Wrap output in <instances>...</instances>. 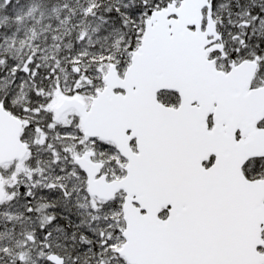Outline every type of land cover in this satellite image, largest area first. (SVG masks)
Instances as JSON below:
<instances>
[{
  "label": "snow or ice",
  "instance_id": "snow-or-ice-1",
  "mask_svg": "<svg viewBox=\"0 0 264 264\" xmlns=\"http://www.w3.org/2000/svg\"><path fill=\"white\" fill-rule=\"evenodd\" d=\"M85 4L91 31L76 32L77 51L10 56L0 43V107L31 116L24 134L43 133L49 158L57 153L50 170L16 175L9 204L21 199L28 223H0L23 250L0 241V260L264 264V0ZM5 27L0 42L12 34ZM56 89L84 94L89 119L106 116L112 139L80 123L62 129L75 137L77 175L80 157L100 162L91 173L100 192L81 187V197L63 175L67 148L49 146ZM17 93L27 99L15 103Z\"/></svg>",
  "mask_w": 264,
  "mask_h": 264
},
{
  "label": "rangeland",
  "instance_id": "rangeland-1",
  "mask_svg": "<svg viewBox=\"0 0 264 264\" xmlns=\"http://www.w3.org/2000/svg\"><path fill=\"white\" fill-rule=\"evenodd\" d=\"M42 5L37 0H12L8 8L0 9V24L6 25L3 31L12 33L6 41L0 43L4 44L5 50H7L10 56H19L21 54L31 56L37 48L43 47L51 50L47 52L42 51L40 53L41 57L45 55L51 57L56 51L55 44L61 45L63 50L62 55L69 49L77 51L81 46L77 42L76 32L91 31L84 11L83 13L85 15L83 17L76 18V15L65 13L64 6L42 7ZM13 16L16 19H13ZM21 20L23 22L19 23L18 21ZM14 28L19 29V35L15 34L13 31ZM0 35H2V32H0ZM71 37L74 38V41ZM46 40L47 43H45ZM74 44H76L75 48H73ZM65 78L62 74L61 79ZM66 91L67 86H65ZM65 92H61L58 89L54 90L53 98L48 101V106L52 109L50 120L60 125V128L49 134L53 137V139L49 140V146L56 144L58 148H67L71 159L67 161L69 170L63 175L74 177L73 186L80 193L81 187H87V183L83 171L79 169L80 174L77 175L76 171L71 167L77 157L75 137L72 135H63L62 129L71 124V131L74 132L76 123L81 124V116L73 107L59 111V106L65 99L72 97L77 98L86 106L88 99L84 94L66 95ZM12 99L15 103L20 104L27 99V96L26 93H17L16 97ZM16 111L19 113V109ZM16 116L19 117L18 115ZM27 119H32V117L29 116ZM27 119L22 120L21 132V139L28 148L26 156L23 159H14L0 166L1 181L4 189V199L0 202L4 207L0 209V217H6L9 221H16L17 228L20 227V220H24L25 223H28V221L20 211L21 199H17L12 204H9L12 194L20 191L19 189H13L11 187L15 183L16 175L18 173L27 174L31 170L32 165H35L37 170L41 168L50 170L57 155L54 152L51 158H49L45 146L41 143L45 139L43 133L37 137L33 129L29 127L27 135L24 134ZM64 166L63 163L60 165V167ZM80 194L82 197L83 193ZM41 202L43 201H38L37 206ZM59 211L58 209L57 214ZM43 214L44 210L42 209L41 215ZM48 214L51 215L53 213ZM73 218L75 219V216ZM13 236H15V239H13ZM19 239V234L14 231L12 224L5 226L3 223H0V241H11L13 246H19L20 250H23L22 245H19ZM7 250L11 251V247H7ZM0 264H9V262L6 259L0 260Z\"/></svg>",
  "mask_w": 264,
  "mask_h": 264
},
{
  "label": "water",
  "instance_id": "water-1",
  "mask_svg": "<svg viewBox=\"0 0 264 264\" xmlns=\"http://www.w3.org/2000/svg\"><path fill=\"white\" fill-rule=\"evenodd\" d=\"M73 107L81 116V124L90 133H96L104 139H112L113 134L106 126V116L100 115L95 119H89L88 112H85L84 104L75 97L65 99L59 106V111H64ZM22 120L16 115L9 112L6 108L0 107V165L14 159H23L28 148L21 139ZM78 159L76 157L75 161ZM80 170L85 174L87 169L86 183L87 188H91L95 192H100L103 185L100 181L93 180L91 173L99 168V161L80 157ZM4 199V189L0 174V202Z\"/></svg>",
  "mask_w": 264,
  "mask_h": 264
},
{
  "label": "trees",
  "instance_id": "trees-1",
  "mask_svg": "<svg viewBox=\"0 0 264 264\" xmlns=\"http://www.w3.org/2000/svg\"><path fill=\"white\" fill-rule=\"evenodd\" d=\"M42 7L64 6V12L67 14L76 15V18H81L87 15L85 0H37ZM83 11L85 13H83ZM83 13V14H82ZM85 15V17H86ZM72 23V20H71ZM53 29V28H52ZM74 41V38L71 37Z\"/></svg>",
  "mask_w": 264,
  "mask_h": 264
},
{
  "label": "flooded vegetation",
  "instance_id": "flooded-vegetation-1",
  "mask_svg": "<svg viewBox=\"0 0 264 264\" xmlns=\"http://www.w3.org/2000/svg\"><path fill=\"white\" fill-rule=\"evenodd\" d=\"M7 109V108H6Z\"/></svg>",
  "mask_w": 264,
  "mask_h": 264
}]
</instances>
